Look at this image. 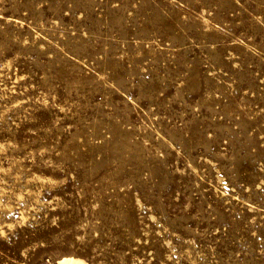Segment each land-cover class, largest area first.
Listing matches in <instances>:
<instances>
[{
    "label": "rangeland",
    "instance_id": "1",
    "mask_svg": "<svg viewBox=\"0 0 264 264\" xmlns=\"http://www.w3.org/2000/svg\"><path fill=\"white\" fill-rule=\"evenodd\" d=\"M264 264V0H0V264Z\"/></svg>",
    "mask_w": 264,
    "mask_h": 264
},
{
    "label": "bare ground",
    "instance_id": "2",
    "mask_svg": "<svg viewBox=\"0 0 264 264\" xmlns=\"http://www.w3.org/2000/svg\"><path fill=\"white\" fill-rule=\"evenodd\" d=\"M56 264H86V263L78 258L64 257L59 259Z\"/></svg>",
    "mask_w": 264,
    "mask_h": 264
}]
</instances>
